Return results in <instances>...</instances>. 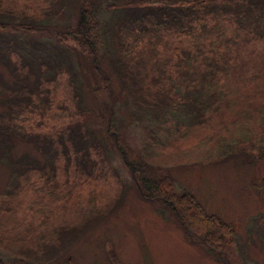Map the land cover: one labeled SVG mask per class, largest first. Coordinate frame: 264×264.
<instances>
[{
    "label": "rangeland",
    "instance_id": "obj_1",
    "mask_svg": "<svg viewBox=\"0 0 264 264\" xmlns=\"http://www.w3.org/2000/svg\"><path fill=\"white\" fill-rule=\"evenodd\" d=\"M97 1L103 7L111 4V0ZM2 8L24 12L18 18L26 21L36 17L34 23L40 29L31 37L39 43L38 52L44 58L58 53L65 63L51 80V94L58 105L42 114L34 110L31 118L26 117V129L57 134L64 122L77 118L71 64L83 89L84 109L101 112L94 115L97 122L91 121L93 129L103 135L112 120L120 140L132 151L133 162L148 175L170 178L176 191L193 193L207 212L233 224L236 242L223 258L189 241L174 215L142 195L137 183L140 172L126 163L121 141L118 144L114 136L104 133L107 141L91 148L92 158L83 169L81 165L65 169L62 161L53 175L34 171L23 178L19 211L0 212V260L14 264H264V38L253 39L242 49L249 55L243 74L252 75V86L257 87L253 96H245L242 85L238 89L232 78V108L209 112L207 121L191 127L187 122L164 123L168 113L158 122L151 113L129 110L128 89L119 86L114 89L116 110H109L108 103L100 106L88 90L91 59L71 39L58 41L75 24L77 0H3ZM9 31V38L17 35ZM166 38L174 54L192 42L185 35ZM99 66L113 70L105 58ZM0 74L11 79L2 64ZM109 79L114 85L115 71ZM238 105L244 110H235ZM260 106L262 110H257ZM84 119L80 114L77 120ZM100 134H96L99 141ZM26 142L15 141L12 155L28 154L42 163L43 157ZM10 170L0 163V196L8 191ZM11 199L7 198L8 203Z\"/></svg>",
    "mask_w": 264,
    "mask_h": 264
},
{
    "label": "trees",
    "instance_id": "obj_2",
    "mask_svg": "<svg viewBox=\"0 0 264 264\" xmlns=\"http://www.w3.org/2000/svg\"><path fill=\"white\" fill-rule=\"evenodd\" d=\"M2 2L0 64L7 67L11 79L6 80L0 74V163L9 165L11 170L8 191L0 196V205L5 207L1 206L0 212L19 211V197L25 188L22 180L29 173L53 175L60 170L62 161L65 169L74 168L73 165H81L83 169V164L92 158L91 148L98 149L107 141L103 135H110L118 144L121 141L119 146L124 149L123 152L120 148L130 169L140 172L137 183L142 195L174 215L189 241L226 258L225 253L236 242L233 224L207 212L193 193L176 191L170 178L148 175L133 162L132 151L120 140L112 120L104 132L106 135L95 131L91 121L97 122L101 112L84 109L83 89L71 64L70 82L79 109L74 114L77 118L71 116L73 120L64 122L57 134L26 129L27 118H31L34 110L42 114L58 105L59 100L54 101L51 94V80L65 63L58 53L44 58L38 52L39 43L31 37L40 29L34 23L36 17L31 16V21L18 18L24 12L13 8L3 11ZM110 3L103 7L97 0H77L75 24L65 29L58 40L71 39L87 53L83 56L91 59L88 90L95 94L101 107L108 103L109 110H116L114 89L119 86L124 91L128 89L129 110L151 113L158 122L161 115L168 113L169 119L164 123L187 122L198 126L209 119L212 115L209 112L232 108V78L236 79L234 85L238 89L242 85L245 96L251 97L257 91L252 86L255 83L252 75L243 74L249 55L242 49L253 39L264 38V0H111ZM10 29L17 35L9 38ZM168 34L185 35L192 42L174 54L166 38ZM70 49L80 57L75 47ZM103 58L111 64L112 71L99 66ZM114 71L118 80L113 85V79L110 84L109 78ZM31 74L33 79L29 77ZM93 106L92 103L90 108ZM235 110L244 109L238 105ZM80 114L85 117L83 122L77 120ZM96 134H100L102 142ZM15 141L30 143L43 162L28 154L14 157ZM7 198H12L9 203ZM0 264L14 263L0 260Z\"/></svg>",
    "mask_w": 264,
    "mask_h": 264
}]
</instances>
